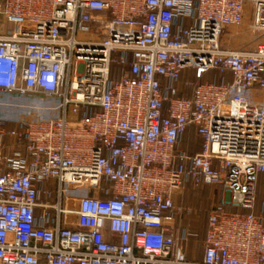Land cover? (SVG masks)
I'll return each instance as SVG.
<instances>
[{
  "label": "built area",
  "instance_id": "2783aa9c",
  "mask_svg": "<svg viewBox=\"0 0 264 264\" xmlns=\"http://www.w3.org/2000/svg\"><path fill=\"white\" fill-rule=\"evenodd\" d=\"M0 93L58 102L0 124V264H264V0H0ZM187 184L226 193L200 263Z\"/></svg>",
  "mask_w": 264,
  "mask_h": 264
},
{
  "label": "rangeland",
  "instance_id": "374dc122",
  "mask_svg": "<svg viewBox=\"0 0 264 264\" xmlns=\"http://www.w3.org/2000/svg\"><path fill=\"white\" fill-rule=\"evenodd\" d=\"M249 22L240 28H229L222 36L223 47L230 50L250 49L259 39V35L249 29ZM191 79V76L189 77ZM212 80L208 76L206 81ZM260 97L262 95L259 94ZM58 102L42 96H19L0 93V124L17 128L22 121L47 120L54 115ZM180 149L190 154H197L201 149V141L191 129L183 138ZM261 197V189L259 190ZM226 198L223 188L204 186L193 188L184 186L175 196V206L179 210L178 223L194 233L190 242H184L193 258H198L203 249L204 237L209 215L212 210Z\"/></svg>",
  "mask_w": 264,
  "mask_h": 264
},
{
  "label": "crops",
  "instance_id": "0c3cea01",
  "mask_svg": "<svg viewBox=\"0 0 264 264\" xmlns=\"http://www.w3.org/2000/svg\"><path fill=\"white\" fill-rule=\"evenodd\" d=\"M185 253H186V256H187L189 261L200 263V262H202V259H203L204 248L202 249V252H201V254H200V256L198 258H193L191 256V253L189 252V250L187 248H185Z\"/></svg>",
  "mask_w": 264,
  "mask_h": 264
},
{
  "label": "trees",
  "instance_id": "16d2710c",
  "mask_svg": "<svg viewBox=\"0 0 264 264\" xmlns=\"http://www.w3.org/2000/svg\"><path fill=\"white\" fill-rule=\"evenodd\" d=\"M192 155H195V154H192ZM210 187L223 188L222 186H215V185H213V186H210Z\"/></svg>",
  "mask_w": 264,
  "mask_h": 264
}]
</instances>
